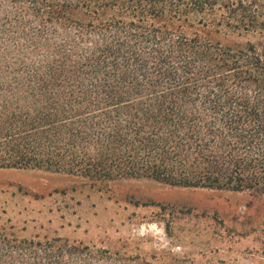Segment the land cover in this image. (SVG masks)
I'll return each mask as SVG.
<instances>
[{"label": "trees", "instance_id": "16d2710c", "mask_svg": "<svg viewBox=\"0 0 264 264\" xmlns=\"http://www.w3.org/2000/svg\"><path fill=\"white\" fill-rule=\"evenodd\" d=\"M0 167L264 196V0H0ZM0 264H154L0 230Z\"/></svg>", "mask_w": 264, "mask_h": 264}, {"label": "rangeland", "instance_id": "374dc122", "mask_svg": "<svg viewBox=\"0 0 264 264\" xmlns=\"http://www.w3.org/2000/svg\"><path fill=\"white\" fill-rule=\"evenodd\" d=\"M0 230L62 236L154 264H264V196L152 179L82 183L0 167Z\"/></svg>", "mask_w": 264, "mask_h": 264}]
</instances>
